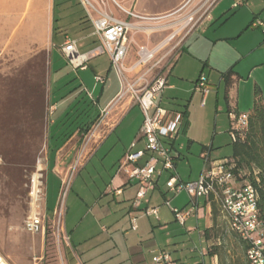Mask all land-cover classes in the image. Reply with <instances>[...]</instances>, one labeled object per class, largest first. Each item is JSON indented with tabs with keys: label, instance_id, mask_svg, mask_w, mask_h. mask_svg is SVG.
<instances>
[{
	"label": "rangeland",
	"instance_id": "obj_1",
	"mask_svg": "<svg viewBox=\"0 0 264 264\" xmlns=\"http://www.w3.org/2000/svg\"><path fill=\"white\" fill-rule=\"evenodd\" d=\"M39 1L17 0L16 27L0 36V261L6 264H64L63 247L67 235L63 222L72 206V200L80 192L85 196L87 203L91 200L90 191L95 192L96 183L102 184L99 174L107 176L112 168L110 162L118 151L115 149V154L103 160L100 154L92 158L93 160H87L106 127L107 116L102 117L101 114L86 133L75 131L56 149L55 144L58 141L56 142L55 136L65 127L62 126L58 130L57 126H53L52 120L57 118V114H51L54 107L51 106L50 99L61 101L63 94L81 85L95 98L100 96V105H103L116 89L122 87V83L120 74L111 65L105 53L90 59L87 70L73 69L61 54L60 47L58 49L55 45H58L57 42L62 37L60 33L56 34L58 40L53 41L51 38L52 42L47 50L33 49L25 56L24 48L17 46L16 49V44H24V32ZM62 1L52 0V10L55 23L59 26L66 24L68 27L69 18L72 16L68 12L79 9V4L75 0H65L64 3ZM152 1L157 2L154 7H161L170 0ZM204 1L181 0L168 16L150 24L159 28L153 31L129 32V38L138 33L140 40H144L149 48L159 44L152 61L154 68L147 79L168 67L185 37L186 29L179 30V25L173 24L174 21L199 8ZM222 1L223 10H220L219 21L211 19L209 14L196 35L211 38L214 31L220 33V41L212 55L213 61L220 60V70L232 66L241 76L237 84L239 112H249L252 110L255 84L260 87L264 103V26H255L257 21H262L264 25V0L220 2ZM209 2L210 0L208 4ZM68 3L70 7L65 9ZM247 25L248 28L245 29ZM208 27L210 29L206 31ZM67 32L70 36H75L73 29L70 28ZM132 42L133 48L129 55L131 57L126 60L122 77V97L114 100L116 106L120 105L117 110H120L124 103H132L129 100L130 88L142 86L135 83V79L147 69L127 68L136 58L137 45L133 40ZM198 46L203 54L209 51L204 41ZM95 75L106 77L107 82L103 89L100 84H95ZM216 115L218 125H225L228 130L231 118L226 112L223 99L217 111L214 106L207 109V112L205 109L196 111L195 119L191 121L193 129L201 130V135L205 138L208 135L210 137ZM226 149V156H229L231 145ZM54 151H57L56 174L60 178V184L54 174H50L47 187L48 173H53L51 168L47 169L48 155ZM190 165L192 170L198 168L196 163ZM69 181L70 188L63 204L59 193L64 183L68 184ZM32 185L40 189L37 198L31 195ZM53 206L55 207L51 211ZM32 215H40L43 222L42 230L37 233H31L25 226L27 218ZM100 222H105V218H100ZM224 239L229 250L226 254L232 256L231 260L237 261L238 264L245 261L238 241L229 236ZM197 252L199 253V250ZM197 252L193 255L198 258L200 255L198 256ZM206 258L208 263V257ZM188 259H191L189 255Z\"/></svg>",
	"mask_w": 264,
	"mask_h": 264
},
{
	"label": "crops",
	"instance_id": "obj_2",
	"mask_svg": "<svg viewBox=\"0 0 264 264\" xmlns=\"http://www.w3.org/2000/svg\"><path fill=\"white\" fill-rule=\"evenodd\" d=\"M117 1L125 9L142 15H164L176 8L181 0L167 1L161 7H154L157 2L152 0ZM220 1L218 0L212 7L211 19L215 18L219 21L220 10H223L224 2ZM16 2L17 0H0V36L7 34V30H14L16 27ZM64 2L65 0L62 1V3ZM75 2L79 4V9L68 12L72 16L69 18L70 22L67 27L66 24L59 26L55 23L52 0H40L24 32L26 37L24 44H16V49L17 46H20L21 49L24 48L25 56H28L33 49L47 50L49 43L52 42L51 38L53 41L58 40L56 37L58 33L62 36L57 42L58 45L55 44L58 49L66 38L75 41L79 52L88 51L98 44V37L84 13L85 11L78 0ZM69 7L68 3L65 9ZM104 9L118 18H128L109 0H107ZM223 14L226 15L225 12ZM128 19L135 21L132 18ZM70 28L74 30L75 36H70L67 32ZM247 28L248 25L245 29ZM209 29L208 27L206 31ZM196 34L197 30L186 37L165 69L166 86L158 96V103L163 108L183 113L182 129L173 142V147L179 155L176 160V171L182 181H192L199 177L203 163L201 155L204 150H209L212 159L231 158L233 153L234 142L229 133L231 120L229 129L226 130L225 125H218L216 115L213 132L210 137L208 135L205 138L201 135V130L192 127L191 121L195 119V112L203 109L207 112V109H211L212 106L217 111L220 109L221 99L226 105L228 116L232 110L239 111L237 84L241 76L232 66L220 70V60L217 62L212 58L220 41V33L214 31L211 38L199 37ZM140 38L136 33L130 39L136 44L143 43L147 46ZM202 41L209 49L205 54L199 51L198 44ZM87 68L88 65L80 70H87ZM202 73L207 77L209 88V92L205 96L195 89V83ZM95 76V84H100L103 89L107 82L106 77L100 75L104 78V82L101 83L95 80ZM76 87L63 94L61 101L50 99L51 106L54 107L51 114H57V118L52 120V123L60 121L66 113L85 106L83 101H86L85 103L90 101L92 113L99 116L101 111L108 108L123 89V87L116 89L108 100L100 105V96L95 98L84 86L79 85L77 89ZM256 87L259 86L257 84L254 86L253 100ZM202 100H204V104H202ZM116 105L108 112L104 133L91 149L87 158L90 161L100 154L103 160L111 156L117 149L118 151L116 154L114 153L115 156L110 162L112 170L110 169L105 177L99 174L102 184L96 183L95 192L91 193L90 191L91 200L88 203L81 192L73 198L72 206L68 209L70 214L66 213L63 222L67 235V241L63 247L64 264H166L157 263L155 260L162 251L167 252L175 264H220L218 255L210 254L209 249L213 245L220 244L221 238L220 240L214 236L207 238L204 235L206 229H216L217 227L214 225L212 217V202L209 203L205 197H199L197 209L185 217L183 224L179 223L164 201L170 199L172 206L182 209L188 206L189 197L185 192L172 195L168 191L165 182L170 175L169 172H163L159 176L154 175L152 184L145 188V194L139 206H132V201L141 185L137 181L129 179L120 168V164L126 153L144 150V140L140 135L143 115L136 104L126 105L124 103L120 110H117L120 105ZM228 145H231L232 151L229 156H226ZM56 152L48 155L47 169L51 168L53 173H48L47 187L50 174H54L60 184V178L56 174ZM146 157L147 153L138 160L137 164L142 165ZM191 163H196L198 168L192 170ZM149 207L158 208V217L144 214L145 209ZM102 217L105 218V222H100ZM132 218H135L137 226L135 229L132 228ZM224 224L225 226L220 221V228L226 229V232L229 233L231 230L226 220ZM196 252L201 259L193 255ZM188 255L191 257L190 260ZM206 257H208V263ZM231 258L232 256L228 255V261Z\"/></svg>",
	"mask_w": 264,
	"mask_h": 264
},
{
	"label": "built area",
	"instance_id": "obj_3",
	"mask_svg": "<svg viewBox=\"0 0 264 264\" xmlns=\"http://www.w3.org/2000/svg\"><path fill=\"white\" fill-rule=\"evenodd\" d=\"M109 1L113 2L128 18L135 21L133 22L128 18H118L105 10L107 0H79L99 42L88 51L79 52L75 41L66 38L60 46V52L74 69H84L90 59L100 54H107L111 65L121 76L123 87L122 77L126 60L133 48L129 32L134 30L153 31L159 26L150 24L157 23L161 18L168 16L170 12L164 15H142L125 9L117 0ZM208 1L205 0L199 8L174 21L173 24L179 25V30L186 29L183 41L192 32L200 28L218 0H210L209 4ZM198 12L199 15H197ZM255 26L263 27L264 25L262 21H257ZM262 31L264 32V30ZM175 32L170 35V39ZM136 45V58L127 68L134 70L146 67L147 69L135 79V83L142 84V86L130 88L129 100L132 103L129 104L138 105L143 115L140 135L144 140V150L126 153L120 164V168L127 174L128 178L141 185L132 201V206H139L144 197L145 188L152 184L154 175L159 176L167 171L170 173L165 182L168 191L172 195L185 192L189 197L188 206L182 209L172 206L170 199L164 201V204L170 208L179 223L183 224L185 217L197 209V199L205 197L209 203H217L229 229L247 243L246 259L248 263L264 264V225L258 215V189L256 185L247 177H238L235 174V163L231 158L212 159L208 149L204 150L201 155L203 163L199 177L192 181L180 179L176 171V160L179 155L173 147V142L182 129L183 113L165 109L158 103V96L166 86L165 70L157 72L147 79L154 68L152 61L159 44L151 48L144 44ZM95 80L104 82V78L101 76H95ZM195 89L202 92L203 96L209 92L207 77L204 73L198 77ZM122 93L123 89L116 98H121ZM115 104L113 101L108 108L102 110V117L107 116ZM202 104H204V100H202ZM229 116L231 118L229 133L233 142L243 141L248 130L250 114L232 110L229 112ZM146 153L147 157L144 163L142 165L137 164L138 160ZM253 175L255 181L258 182L257 171H254ZM70 182L64 183V187L59 193V199L63 204L70 188ZM39 191L40 189L32 185L31 195L34 198L38 197ZM144 214L158 217V208H146ZM131 222L132 228L135 229L137 227L135 218H132ZM25 226L31 233L41 231L43 222L40 215L28 217ZM155 260L157 263L175 264L170 255L164 251L160 252Z\"/></svg>",
	"mask_w": 264,
	"mask_h": 264
},
{
	"label": "trees",
	"instance_id": "obj_4",
	"mask_svg": "<svg viewBox=\"0 0 264 264\" xmlns=\"http://www.w3.org/2000/svg\"><path fill=\"white\" fill-rule=\"evenodd\" d=\"M229 74V73H228ZM79 88L76 87V89ZM75 90V89H74ZM80 102V101H79ZM78 102V103H79ZM83 101L86 104L83 107L77 108L73 112L70 111L64 115L60 121H54L53 126H57L59 130L64 126V130H59L55 136L57 148L61 146L62 141L68 139L77 129L80 134L86 133L91 124L98 119V115H94L91 111L92 103ZM248 130L243 141H237L233 144V153L231 159L235 163L234 172L240 177H247L254 183L258 189L257 208L259 218L264 225V103L261 99L259 87L255 88L252 110L250 111ZM61 133V134H60ZM60 134V135H59ZM64 136V137H63ZM63 137L62 140L60 138ZM257 171L258 182L255 181L253 172ZM212 217L216 229H206L204 235L209 238H221L219 246L213 245L209 249L210 254H217L220 264H238L237 261H232L226 254L229 250L225 246V236L232 237L238 241L242 248V253L245 256V261L239 264H249L246 259L247 243L239 238L234 232H226V229L220 228V221L225 226V219L222 217L217 203L212 202ZM224 221V222H223ZM227 234V235H226ZM220 251V252H219Z\"/></svg>",
	"mask_w": 264,
	"mask_h": 264
},
{
	"label": "bare ground",
	"instance_id": "obj_5",
	"mask_svg": "<svg viewBox=\"0 0 264 264\" xmlns=\"http://www.w3.org/2000/svg\"><path fill=\"white\" fill-rule=\"evenodd\" d=\"M0 264H6V263H4V262L0 261Z\"/></svg>",
	"mask_w": 264,
	"mask_h": 264
}]
</instances>
